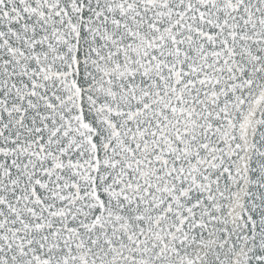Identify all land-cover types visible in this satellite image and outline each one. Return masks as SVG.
<instances>
[{
  "label": "snow or ice",
  "instance_id": "snow-or-ice-1",
  "mask_svg": "<svg viewBox=\"0 0 264 264\" xmlns=\"http://www.w3.org/2000/svg\"><path fill=\"white\" fill-rule=\"evenodd\" d=\"M0 264H264V0H0Z\"/></svg>",
  "mask_w": 264,
  "mask_h": 264
}]
</instances>
